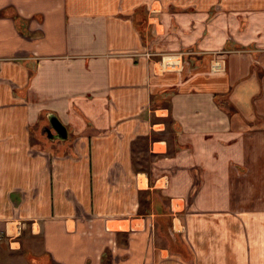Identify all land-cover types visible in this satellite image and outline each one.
<instances>
[{"label": "crops", "instance_id": "crops-1", "mask_svg": "<svg viewBox=\"0 0 264 264\" xmlns=\"http://www.w3.org/2000/svg\"><path fill=\"white\" fill-rule=\"evenodd\" d=\"M27 256L264 264V0H0V264Z\"/></svg>", "mask_w": 264, "mask_h": 264}, {"label": "water", "instance_id": "water-1", "mask_svg": "<svg viewBox=\"0 0 264 264\" xmlns=\"http://www.w3.org/2000/svg\"><path fill=\"white\" fill-rule=\"evenodd\" d=\"M51 128H54L57 131L58 137L60 139H67L66 128L62 125V123L58 121L57 118H50V126L48 128V132H51Z\"/></svg>", "mask_w": 264, "mask_h": 264}, {"label": "rangeland", "instance_id": "rangeland-1", "mask_svg": "<svg viewBox=\"0 0 264 264\" xmlns=\"http://www.w3.org/2000/svg\"><path fill=\"white\" fill-rule=\"evenodd\" d=\"M156 33V32H155ZM156 35V34H155ZM167 57L165 58V61L167 62H178V60L176 59L177 56H179L178 54L176 55V53H168L166 55ZM165 67H168V66H165ZM169 68H172V67H169ZM158 242L159 243H163V244H166L167 243V239L165 237H163V235L161 233H158ZM28 262V264H37L33 261H31V259L27 256V259H26ZM25 262V261H24ZM34 262V263H33ZM26 263V262H25Z\"/></svg>", "mask_w": 264, "mask_h": 264}, {"label": "trees", "instance_id": "trees-1", "mask_svg": "<svg viewBox=\"0 0 264 264\" xmlns=\"http://www.w3.org/2000/svg\"><path fill=\"white\" fill-rule=\"evenodd\" d=\"M141 30H143V28H141ZM173 248H174V251L180 252L183 255L188 256L187 249L185 248L184 245H182L181 243H178V241L176 242V244L173 243Z\"/></svg>", "mask_w": 264, "mask_h": 264}, {"label": "built area", "instance_id": "built-area-1", "mask_svg": "<svg viewBox=\"0 0 264 264\" xmlns=\"http://www.w3.org/2000/svg\"><path fill=\"white\" fill-rule=\"evenodd\" d=\"M165 58H166V57H163V59H164L163 61H164V62H165ZM166 62H167V61H166ZM166 62H165V65H164V66H168V67H172V68H176V67L178 66V62H173V63H169V62L166 63ZM217 69H219V68H217Z\"/></svg>", "mask_w": 264, "mask_h": 264}, {"label": "bare ground", "instance_id": "bare-ground-1", "mask_svg": "<svg viewBox=\"0 0 264 264\" xmlns=\"http://www.w3.org/2000/svg\"><path fill=\"white\" fill-rule=\"evenodd\" d=\"M166 63H168V62H166ZM171 63V62H170ZM165 65V64H164Z\"/></svg>", "mask_w": 264, "mask_h": 264}]
</instances>
